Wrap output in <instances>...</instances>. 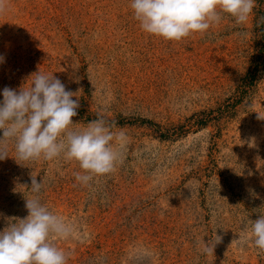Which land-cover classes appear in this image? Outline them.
I'll use <instances>...</instances> for the list:
<instances>
[{
    "label": "rangeland",
    "instance_id": "1",
    "mask_svg": "<svg viewBox=\"0 0 264 264\" xmlns=\"http://www.w3.org/2000/svg\"><path fill=\"white\" fill-rule=\"evenodd\" d=\"M255 5L244 24L224 14L176 42L144 32L130 0H8L0 101L4 87L53 74L79 97L75 127L99 115L125 139L113 141L115 170L88 185L77 162L20 161L9 142L0 231L38 196L73 228L55 240L67 264H264L246 239L264 214V0Z\"/></svg>",
    "mask_w": 264,
    "mask_h": 264
},
{
    "label": "clouds",
    "instance_id": "2",
    "mask_svg": "<svg viewBox=\"0 0 264 264\" xmlns=\"http://www.w3.org/2000/svg\"><path fill=\"white\" fill-rule=\"evenodd\" d=\"M7 5L8 0H0V15L8 11ZM255 6V0H130L134 18L144 32L176 42L206 34L224 14L236 24H244ZM4 59L0 55V63ZM2 96L0 160L8 157L11 142L20 161L63 158L77 162L81 171L73 175L82 185L115 170L120 152L113 141L122 147L124 134L114 133L113 126L99 115L86 127H75L73 117L78 115L79 97L53 74L38 70L19 90L4 87ZM258 119L264 118L258 115ZM36 177L31 175L33 193L43 187V179L38 181ZM25 208L28 215L24 218L5 217L6 226L0 231V264H67L70 253L59 248L55 240L72 236V226L38 196L26 199ZM246 232V239L264 252V214L248 220ZM220 239L216 235L210 248L209 242L205 244L206 251L213 252Z\"/></svg>",
    "mask_w": 264,
    "mask_h": 264
}]
</instances>
